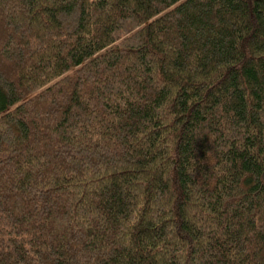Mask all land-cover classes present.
<instances>
[{
    "label": "trees",
    "instance_id": "obj_1",
    "mask_svg": "<svg viewBox=\"0 0 264 264\" xmlns=\"http://www.w3.org/2000/svg\"><path fill=\"white\" fill-rule=\"evenodd\" d=\"M0 264H264V0H0Z\"/></svg>",
    "mask_w": 264,
    "mask_h": 264
}]
</instances>
